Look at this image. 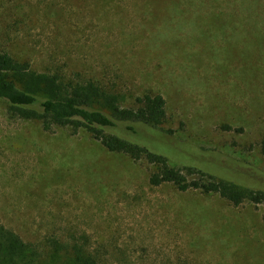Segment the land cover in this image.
Masks as SVG:
<instances>
[{"label":"rangeland","instance_id":"374dc122","mask_svg":"<svg viewBox=\"0 0 264 264\" xmlns=\"http://www.w3.org/2000/svg\"><path fill=\"white\" fill-rule=\"evenodd\" d=\"M0 53L126 100L161 95L167 123L136 140L264 191V11L246 0H0ZM153 171L0 100V222L24 240L85 238L100 264H264V205L153 187Z\"/></svg>","mask_w":264,"mask_h":264},{"label":"trees","instance_id":"16d2710c","mask_svg":"<svg viewBox=\"0 0 264 264\" xmlns=\"http://www.w3.org/2000/svg\"><path fill=\"white\" fill-rule=\"evenodd\" d=\"M246 1L249 11H264V0ZM0 100L13 117L38 121L45 132L54 127L70 128L73 134L86 131L108 152L135 163L146 162L154 168L148 179L150 186L170 185L179 192L216 194L234 207L244 202L264 205V191L242 188L202 170L171 166L165 156L135 139L141 129L160 130L167 123L166 102L161 95L146 93L126 100L98 82L38 73L28 62L0 53ZM223 130L232 128L223 126ZM260 147L264 152V141ZM0 264L100 263L85 238L26 241L0 222Z\"/></svg>","mask_w":264,"mask_h":264}]
</instances>
